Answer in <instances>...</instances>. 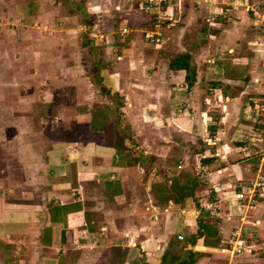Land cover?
Returning <instances> with one entry per match:
<instances>
[{"label":"crops","instance_id":"0c3cea01","mask_svg":"<svg viewBox=\"0 0 264 264\" xmlns=\"http://www.w3.org/2000/svg\"><path fill=\"white\" fill-rule=\"evenodd\" d=\"M30 1L0 0V12L16 14L19 3L22 13H35L44 23L55 24L58 16L83 23L74 2ZM115 1L84 0V24L106 30L103 49L121 46L108 62L110 73L102 75L110 94L123 100L119 127L105 135L91 128L93 104L111 100L96 94L85 73L76 75L88 82L83 90L77 84L62 97L55 88L28 86L35 99L23 108L36 111V122L29 121L40 128L23 171L0 168V264H65V258L68 264H106L114 246L128 249L120 264H264V111L257 108L264 103V45L257 44L258 23L245 7L264 6V0L162 3L161 13L172 20L158 26L162 40L150 52L138 37L115 42V19L119 30L141 31L148 24L137 8L125 23V6ZM232 2L238 7L220 14ZM183 52L195 68L190 86L184 70L168 68L170 57ZM180 172L205 180L193 196L160 202L154 185H168ZM255 175L263 178L255 203L241 208L234 186ZM207 187L232 198L230 217L214 219L219 225L201 206ZM236 225L242 226L243 250L231 254L227 240Z\"/></svg>","mask_w":264,"mask_h":264},{"label":"rangeland","instance_id":"374dc122","mask_svg":"<svg viewBox=\"0 0 264 264\" xmlns=\"http://www.w3.org/2000/svg\"><path fill=\"white\" fill-rule=\"evenodd\" d=\"M31 1L39 2L40 0ZM142 1L143 0H116L115 3L125 6L123 10L127 13V21H125V23L130 20L131 12L137 8L142 11L143 16H141L143 17V21L146 19V23H148L147 26H144L141 31L136 32V27L130 26L127 28L128 31L125 34H119V28L117 27L118 20L113 19L115 22H113L111 31H113L112 34L116 43L120 41V38L123 39H121L122 41H126L132 38V36L133 38L138 37L148 45L146 47L143 46L144 50L147 49V51L150 52L149 50H152L154 45H158L160 42L153 43L149 40V37L146 38V33L148 34L154 31L151 19L153 20V18H155V15L152 16L148 11L154 6L156 12L160 13L162 11V5H151L149 7H143L142 9ZM15 11L16 14L5 15H2L0 12V168L11 165L13 169L21 172L23 171V164L29 159L28 146L30 144V139H34L35 133H38V128H40L37 127V125L33 126V121L36 122V111L29 107L28 109L23 108L34 98L32 97L33 95H29L28 86L32 87L35 84L37 87H45V90L55 88L56 95L62 97L64 90L70 94L73 87H75V85L77 86V84H79L80 90H83V85H86L88 82L85 79L79 80V77L76 75H78V73H85L95 89L100 92V94L97 92L96 94L102 97L105 95V97L107 96V98H110L111 102H113L115 99H118V97L116 96L117 98H115L114 94L106 95L103 93V90L107 87L103 83L104 78H102L100 83H96L92 80L94 76L91 72V64L90 61L87 60V54L84 53L82 47L83 35L85 34L90 37L94 43L99 46L98 53L94 59H100L101 63L106 65L105 68L102 69L103 76L110 73V65L108 62L112 61V59H116V53L119 52L121 46L112 44V46H108L107 49H103L101 45L105 39L104 32L106 30H97L88 27L87 24H84L85 20H81L83 23H80L75 16H69L68 18H71L66 22L58 16L55 22V24L58 25L55 26L54 23H44L42 18L38 17L35 13H22L19 3L15 4ZM123 11L121 10V12ZM102 17L103 16L99 15L101 20L103 19ZM162 24L163 23H161V25ZM41 26H44V28ZM67 26H74L77 31H69ZM67 30L69 31L68 33ZM40 41L42 42L40 43ZM77 70L79 71L77 72ZM14 73L18 76V79H16ZM28 79H30V83ZM11 83H14L12 86L13 92L9 91L11 90L9 86ZM20 86H22V88ZM22 89H24L23 93ZM237 89L238 86H235L231 90L232 93L237 92ZM74 95L73 93V96ZM98 95H95L94 99H98L96 98ZM81 97L84 98L80 99L82 102L88 100L86 94ZM100 98L101 97H99V99ZM24 101L26 104L23 105ZM100 101L103 104V100L100 99ZM14 105H16L15 109L12 108ZM105 105L106 104L98 107L101 109ZM92 107L93 108L90 109L91 111L98 108L94 106V104ZM30 116L33 121H29V119H31ZM22 117H25L24 121ZM17 118L19 119L17 120ZM116 126L117 125H115V127ZM117 127H119V125ZM11 156H14V159H12ZM200 178L202 179L201 182L203 179L205 180L204 175H201ZM202 193L203 196H205V201L211 200L213 196H215L208 187ZM218 197L221 199L218 203L220 211L230 213L228 208H230V210L232 208V198L228 199V193H221ZM197 199L198 198H195V201L198 203ZM225 216L226 215H224V217ZM209 221L215 225L220 224L219 221L217 223H215V221L213 222V219ZM66 248L68 247H65V249ZM20 251L22 253L23 250ZM16 256L18 257V255ZM23 256L26 257V254H21V257ZM68 259L69 258H65L63 260L65 264H68ZM20 264H24V262Z\"/></svg>","mask_w":264,"mask_h":264},{"label":"trees","instance_id":"16d2710c","mask_svg":"<svg viewBox=\"0 0 264 264\" xmlns=\"http://www.w3.org/2000/svg\"><path fill=\"white\" fill-rule=\"evenodd\" d=\"M68 6L74 2L77 6L78 11L80 12L81 20L84 21L88 18V14L85 10V4L83 0H65ZM164 4V3H163ZM143 9V6L141 7ZM149 14L154 16L156 14L155 7L152 6L149 11ZM154 22L151 19V23ZM90 23V22H89ZM82 47L84 49V53L87 54L86 58L90 61L91 72L94 76L92 80L96 83H100L102 81V69L105 68V64H102L100 59L95 60V56L98 53L99 46L94 43V41L88 37L87 35H83ZM168 68L179 70H184V80L187 86H190L195 80V68L191 63V57L188 53H176L173 54L168 61ZM104 93L106 95H111L108 89H105ZM123 105L122 97H119L117 100H114L111 103L106 104L103 108H96L91 111V128L100 130L105 134L111 130V128L115 127V125H119L120 123V107ZM126 136H129V141L132 140L131 133L129 131H124L123 133ZM201 162H205L206 159L201 158ZM201 178L198 175H190L183 172L178 173L174 177H171L170 183L166 185L164 182L160 181L155 187V192L157 198L160 202L170 198L174 201L186 197L193 196L194 188L201 182ZM212 198V197H211ZM210 198V199H211ZM204 215L208 220L215 219L212 215L205 211ZM215 221V220H214ZM128 249L122 248L119 246L110 247L107 252V263L106 264H120L125 260L127 256ZM186 262V260H182V262ZM131 264H136L135 261L132 260Z\"/></svg>","mask_w":264,"mask_h":264},{"label":"built area","instance_id":"2783aa9c","mask_svg":"<svg viewBox=\"0 0 264 264\" xmlns=\"http://www.w3.org/2000/svg\"><path fill=\"white\" fill-rule=\"evenodd\" d=\"M171 1L172 0H143L142 6L143 7H149L151 5L158 6V4L162 5V3H167ZM204 1H209V0H204ZM237 7L238 4H236L235 2L224 4L221 8L220 14H225L232 9H236ZM245 7L248 11H250L253 14L254 18L258 23V29L261 35L258 38L257 44L264 45V6L258 3L248 2L245 4ZM166 18L172 20L171 17H166L161 12L160 13L156 12L153 22L154 31H151L148 34L146 33V38L149 37V40L151 42L159 43L162 40L161 33L158 30V26ZM127 31H128L127 27L123 26L120 30V34H125ZM257 108L259 111H264V103L258 105ZM262 184H263V178L261 175H255L253 179L247 181L244 184H236L234 186V191H233L235 204L244 209H248L252 207L255 203L256 192L258 188L262 186ZM220 200H221L220 197L215 195L211 200L205 201L201 204L202 209L204 211L209 212L212 215V217H214L215 219H220L224 217V215H226V217L229 215L228 217H230L229 212L223 213L220 211V206L218 205ZM157 214H158V210L155 209L153 212V217L156 218ZM230 234H231L229 237L230 239L227 240V243L229 244V251L231 252V254H238L243 250V246L241 243L242 226L237 225V227L232 229ZM178 237L181 238V236ZM221 264H231V263L229 261H226Z\"/></svg>","mask_w":264,"mask_h":264}]
</instances>
